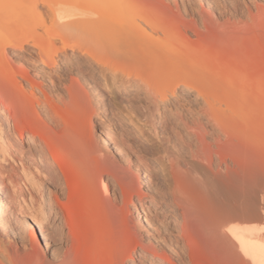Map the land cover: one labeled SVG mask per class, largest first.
<instances>
[{
    "label": "bare ground",
    "instance_id": "obj_1",
    "mask_svg": "<svg viewBox=\"0 0 264 264\" xmlns=\"http://www.w3.org/2000/svg\"><path fill=\"white\" fill-rule=\"evenodd\" d=\"M205 1L210 8L201 0H0V234L12 246L21 239L35 241V248L41 237L48 247L56 240L69 244L57 264H116L119 254L125 264L132 254V239L123 241L124 234L108 246L103 220L112 222L118 186L133 199L149 189L151 174L139 169L146 176L142 185L138 175L127 180L125 167L109 153L123 149L105 124L96 122L101 127L93 132V115L104 107L95 98L97 85L89 92L79 79L67 82L65 70L84 80L100 77L124 92L144 90L150 106L142 126L155 136L154 109L163 105L165 113L170 95H195L175 108L187 107L193 123H183L199 148L205 150V133L212 135L217 172L181 156L170 137L160 140L175 183L173 208L201 214L207 241L201 247L176 213L187 240L182 250L192 264H264V6H248L243 21L223 15L221 1ZM137 210L136 228L150 229V212ZM22 220L31 241L17 228ZM136 236L135 245L142 243ZM200 247L201 255L194 253ZM155 250L158 264H177ZM30 251L32 260L26 252L16 259L10 252V258L42 263Z\"/></svg>",
    "mask_w": 264,
    "mask_h": 264
},
{
    "label": "rangeland",
    "instance_id": "obj_2",
    "mask_svg": "<svg viewBox=\"0 0 264 264\" xmlns=\"http://www.w3.org/2000/svg\"><path fill=\"white\" fill-rule=\"evenodd\" d=\"M201 1H203L206 7L210 8L209 6L210 4H208L205 0H201ZM219 1H221L220 3L223 6L222 8L223 15L225 16L230 15L229 17L232 20L238 18H242L243 21L247 20L249 15L247 11L248 6L250 7V9H252V11H256L255 8L257 4L264 6V0H219ZM233 8H235V10H233ZM187 35L193 39L196 38V36L190 30L187 31ZM11 50L12 49L8 48V52H10ZM60 70L61 68H57L56 70H54V72L59 73ZM63 73L65 74L64 77L67 82L70 81L71 77H73L74 79H79V82L82 85H84L89 92H90L89 88H92L93 85H97L99 91L98 92L99 97H95V98L100 99L99 104L104 105V107H100V109H97V111L93 115L92 118L93 132L94 134H96V130L100 129L101 127L96 125L95 124L96 122H100L101 125L105 124L104 126L106 129V133L110 136V138L115 144L119 145L123 149V152L119 153L117 150L114 149V147H112L109 153L111 156L117 157L120 165H123L125 167V171L128 173L129 176V177L127 176V180L129 181V179H131L130 177L133 176L135 177L138 175L140 176L139 180L142 185V183L145 181L146 176L144 174L142 175L141 173H139V169L142 168L143 170H146L151 174L152 182L149 189L147 187L148 185L144 186L143 189L139 191L138 195L137 194L133 195V199L129 195L124 194L121 187L118 186L117 184L118 200L117 203L114 202V204L116 203L118 206L114 205L113 208L114 216L111 217L112 222L103 220V225H104L103 227H105V229L103 228L102 230L104 231L103 233H105L107 237L106 240L107 239L109 240L111 236L110 241H108L109 242L108 246H113L114 244H118L117 238H119L120 242H122V240L129 241L132 239L129 243H127L128 252L132 251V254L127 255L125 264H158V262H156V260L153 258V254L150 252V251H154L156 248L157 249L155 251H157L158 254H163V252L165 254H168L169 256L173 257V260H176L177 264H192L190 255L182 250V248L186 247L187 240L185 239V235L183 237L182 235L183 233L180 232L179 227L181 223L178 224L174 222V219L176 218V213L180 215L188 224L190 228V232L193 235V238L199 239L202 244L201 247L204 248V245L207 244L205 242L207 241L203 240L205 239V236L203 234L202 222L200 223V221H202L201 214L195 215L196 212L193 214L192 211L190 212L189 210L188 213H186L185 211L187 210H185V208L183 207L180 208L181 210L173 208L174 206L170 199L173 198V195H175V191H173L175 189L174 188L175 183H174V178L172 176L170 163L168 160H166L167 158L164 159L165 153H162L163 150L161 148L162 145L160 140H162L163 138L168 139L170 137L168 140L172 142V144L175 146L176 150L180 153L181 156L183 155L184 158L189 160L195 159V161L197 160L196 161L197 164L205 167L208 170L211 171L214 170V172H217V170L219 169L218 165L220 164L219 163L220 160L215 152L216 145L213 138L211 137L212 135L210 133H205V139H206L205 140L206 147L204 148L205 150L199 148V142L197 136L194 133H190V130L188 131V128H186V126L183 123V121H187L190 124L193 123L191 119L192 116L188 113L187 107H183L180 113H178L175 108L178 105L186 104L187 99L189 100L194 99L195 95L193 94L188 95V93L186 92L184 96L179 94L175 96L170 95L169 100L167 102L169 108H167V111L165 113L163 112L164 111L163 105L160 111L154 109L153 114L155 117V121H157L156 122L157 135L155 136L153 135V132L142 126L147 120L145 115L147 114V110L150 106V100L145 96L144 90L142 89L136 90L134 88H131L129 91L124 92V88L116 85H110L102 78L100 79V77H97V81L95 82L93 80H88V79L84 80L77 74L69 73L65 70ZM180 91L184 92L183 87L179 88V92ZM95 98H92L94 104L96 103L95 101H97ZM1 105L2 104L0 103V106ZM85 121H86L85 123L86 125L90 124V122L88 123L87 120ZM158 147L160 148L157 149ZM210 147L212 150H209ZM199 149L201 151H199ZM196 157L198 159H196ZM186 165L187 164L182 163L181 169L183 171L189 170L190 171L189 173L191 174L194 173L195 169L191 165H187L191 167L187 169L188 167H185ZM126 167L128 170L126 169ZM130 171H132L133 173ZM104 178L108 179L111 177L108 174H105ZM135 183L137 187L140 186L138 185V182ZM110 193L111 196L114 195V188L110 189ZM138 206L143 207L144 209H146L147 212L148 211L150 212V218L152 219L151 221L152 227L150 228L151 230L149 228L146 229V227L142 224H140L141 225L140 226L139 225L140 221L137 222V224L141 228L138 229L136 228L135 226L136 223L134 222H136L139 219V217L142 215V212L137 210ZM195 216L196 217L198 216V218L200 217L199 218L200 220L196 219ZM127 218L128 220H126ZM127 221L128 222L130 221V224H128ZM129 225L134 227L133 229L134 230L136 229L137 232L138 230H140L139 232L141 234H139L138 232L139 236L138 235L136 236L134 230H131V233H129L127 231ZM106 226L107 227L110 226V228L108 229ZM17 228L20 230V233L25 234L27 241L29 240L31 241L32 232L27 222L22 220L20 224L17 225ZM200 232L202 234H200ZM133 233L137 239L141 240L142 243L135 245L136 243L133 242L135 236L134 235H132L131 237L129 236ZM1 235L2 234H0V242L1 240L4 241L0 243V262H2L3 264H10V262L11 264L12 263L15 264L14 262H12L11 259L13 257H14L13 259H16L17 257H15V255L17 256V254L25 256V252L28 254V257L30 258L29 260H32L36 254H34V256L32 254L33 258L31 259L32 256L30 255L31 254L30 250H33L34 251V252L32 251L33 253H38V255L41 257L40 262L42 263L40 264H57V262H59V259H61L60 255L63 254L66 247L67 248L69 247V244H60V242L58 243L56 242L57 240L53 245L48 247L47 245H45V242L42 239V237H41V243L36 246L38 249L36 247L33 248L36 244V242L33 240L32 241L34 244L31 242H23L20 239L19 243L15 247V245L12 246L10 243L12 239L3 235L1 237ZM122 235L126 239L124 238L122 239L123 237ZM177 237L178 239H176ZM120 238L122 240H120ZM112 242L114 244H112ZM25 245H27V248H25ZM201 247L196 252L194 251L193 252L199 253V255H201V252L203 250V248ZM16 248L19 251V253L18 251L17 252L15 251ZM39 249L40 250L42 249L41 252ZM105 249L109 250V247ZM22 250H24L25 252H22ZM10 252L13 255H11ZM39 253H41V255L43 256H41ZM10 255L11 257L12 256L13 257L10 258ZM101 257L103 258L104 255ZM115 259H117V261L115 260L116 264H121L122 255L119 254ZM208 261L209 260L207 259V261L203 263L214 264L213 262L210 263L211 260L209 262Z\"/></svg>",
    "mask_w": 264,
    "mask_h": 264
}]
</instances>
